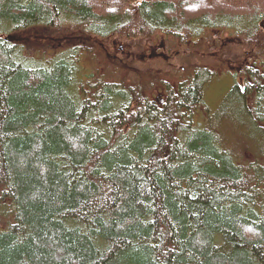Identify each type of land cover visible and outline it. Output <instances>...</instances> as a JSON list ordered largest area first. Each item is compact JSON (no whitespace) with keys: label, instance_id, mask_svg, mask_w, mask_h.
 <instances>
[{"label":"trees","instance_id":"trees-1","mask_svg":"<svg viewBox=\"0 0 264 264\" xmlns=\"http://www.w3.org/2000/svg\"><path fill=\"white\" fill-rule=\"evenodd\" d=\"M263 24L264 0H0V264H264ZM222 30L256 43L243 83L210 96L197 62L153 89L151 40Z\"/></svg>","mask_w":264,"mask_h":264},{"label":"rangeland","instance_id":"rangeland-1","mask_svg":"<svg viewBox=\"0 0 264 264\" xmlns=\"http://www.w3.org/2000/svg\"><path fill=\"white\" fill-rule=\"evenodd\" d=\"M261 22L263 23V20ZM64 29H66V28H64ZM234 29H236V27H233V30ZM9 32L14 33V34L17 33L15 30L9 31ZM31 33H33V34L46 33V34H49L53 37L55 35H60L61 32L56 30V29H53V28L42 26L39 29H32ZM51 33L52 34L54 33L55 35H52ZM221 36L222 37L235 36L237 39L227 41L223 47ZM235 37H233V38H235ZM50 38L51 37H49V39ZM34 39H36V38L34 37ZM37 40L38 41H34V40L31 41V45L27 46L26 51L28 53L35 54L36 51H39L36 48H39L40 50H42L45 53H49L48 51L52 50L50 47H52L56 51L58 49V47H60L59 45L61 44L57 40H54L50 43H48L47 41H43V36L38 37ZM186 40H185V42H181V46H179L180 51H182L185 48V45L188 44V42L186 43ZM205 41H206V43L212 42V45H209V47H204V46H202L204 44L201 45V43H200L201 41H199V45H197L195 47V49H199V52L197 50H194L191 53H189L187 51V53H188L187 56H185V55L181 56L180 54H176L175 57L172 59V61L174 62L173 65L166 63V60L164 59V57H162V59L165 60V63H163L164 68H161L160 73L157 72L159 77H161L165 82L172 83L174 80L178 79L179 77H183V76L186 77L187 74L189 73V71L192 69V67L197 62L207 63V67H209V68H211V65L217 66L218 63H221L223 66L228 65V62H225V64H223L218 59H217V61H215L214 57L217 58L218 56H224L226 59L232 58V63L234 62L233 58L236 56L237 59L240 61L241 60L247 61L246 62V65H247V63L249 62V57H251V51H253V49L256 48L255 42H252V45L249 44L248 42H246V35H244L243 33H237L236 31L233 32L231 30H222L221 32L215 31L210 36V38H208V40L205 39L203 42H205ZM27 42H29V40H27ZM103 42L108 47V50L112 53L113 52L112 50L115 46V44H113V39L107 38V39H104ZM189 43H194V42L191 40ZM244 49H246L247 51L246 50L244 51ZM248 52H249V54H248ZM102 58L103 57H101V60H102ZM211 60H214V61H211ZM137 64H138V62H137ZM181 64H183V66H184L183 69L180 66ZM242 69H243V65H241L240 68L234 67L233 70H235L236 72L231 71L229 68H221V70H223L225 72L222 75H218V74L214 75V79H213L214 82L210 83L209 87H208L209 95L214 96L213 93L215 92V90H217L215 87V84L218 81H220L221 84L223 85V90L225 88L226 83L229 82L231 84V81L225 80V77H224L225 75L229 76L230 74L231 75L234 74L237 78L240 77L241 79H243V75H245V72L244 71L241 72ZM151 70L157 71L158 69H151ZM134 73L136 74V71ZM212 73L214 74L215 71L212 70ZM167 75H169V80L166 79ZM149 93H152V91H150ZM154 93H155V91H154ZM221 93L222 92H219V94H221ZM216 99L217 98H215L214 100H209V101H211V105L214 107L222 104V100L219 101L218 99L217 100ZM215 100H216V102H214ZM230 104L235 106V108H234L235 110H229L227 108L228 106H230ZM216 119L220 123V126H222L221 130L223 131L224 135L226 136L229 133V127L239 126L240 128L245 129V126H243L242 123H235V122L242 121V119H247V118L244 116V109L242 108V104L240 103V101L238 100L236 103L235 102L231 103V101L229 100L228 102H224L221 105V107L219 108V110L216 113ZM246 123L249 126L248 120H246ZM253 131L255 132V129H253Z\"/></svg>","mask_w":264,"mask_h":264},{"label":"flooded vegetation","instance_id":"flooded-vegetation-1","mask_svg":"<svg viewBox=\"0 0 264 264\" xmlns=\"http://www.w3.org/2000/svg\"><path fill=\"white\" fill-rule=\"evenodd\" d=\"M133 9H136V5L133 7ZM221 39H222V46L224 47V44L227 41L233 40V36H227V37L221 36ZM190 41L191 40L187 39L186 43L188 42V44L185 45V48L182 51H180L179 46H181V43L178 45V47H176L175 43L173 44L172 40L168 39L166 36H162L159 40H156V41L151 40L150 42L151 45L148 48L149 51L146 53L147 57L144 58V61L150 69H158L157 71L155 70L153 71L160 73L161 68H164L163 63H165V60H166V63L173 65L174 62L172 61V59L175 57L176 54H180L181 56H184V55L187 56L188 54L187 51L191 53L188 50L189 45L191 44L189 43ZM192 44L197 46L198 41L197 43H192ZM117 45L119 49L123 50V43H117ZM162 57H164L165 60H163ZM217 58L223 64H225V62H228V65L223 66L221 63H218L217 66L211 65V68L207 67L209 72H212V70L215 71L214 75L216 74L222 75L225 71L221 70V68H229L231 71L236 72L235 70H233V68L234 67L240 68L241 66V61L238 60L236 56L233 58V61H234L233 63H232V58L226 59L224 56H218ZM180 66L182 69L184 68L183 64H181ZM210 76L211 75H208V77ZM183 78L184 77H182V79ZM239 80L241 83L244 82V80L241 79L240 77H239ZM161 81H162L161 84H159L158 86L154 84L153 89L157 92H161L162 96H165V92L163 90L165 86L164 85L165 81L162 78H161Z\"/></svg>","mask_w":264,"mask_h":264},{"label":"water","instance_id":"water-1","mask_svg":"<svg viewBox=\"0 0 264 264\" xmlns=\"http://www.w3.org/2000/svg\"><path fill=\"white\" fill-rule=\"evenodd\" d=\"M11 34H8L7 37H10Z\"/></svg>","mask_w":264,"mask_h":264}]
</instances>
